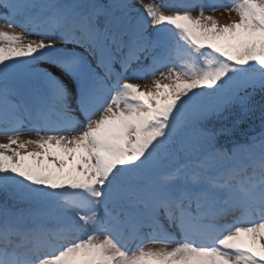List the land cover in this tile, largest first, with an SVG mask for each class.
I'll list each match as a JSON object with an SVG mask.
<instances>
[{"label": "rangeland", "instance_id": "374dc122", "mask_svg": "<svg viewBox=\"0 0 264 264\" xmlns=\"http://www.w3.org/2000/svg\"><path fill=\"white\" fill-rule=\"evenodd\" d=\"M10 1L12 0H0V79L3 78L2 86L0 87V125L5 127L7 125H14L17 122V107L13 101V92L20 91L16 85H9L18 80L22 83L20 85L22 88H27V86H34L36 88L43 87V77H42V65L49 67L51 69H57L59 64L55 62L52 57H47V51H52L58 57L59 60L63 58L68 59L69 56H64L61 50H68L71 52H81L85 58L87 55L86 49L80 44H74L71 40L66 38L70 34L68 31L66 36L61 34V32L66 31V27L71 25L74 21H78L81 17L80 10L84 9L89 2L92 0H83L81 2L78 12L70 14V11L62 6L63 0H57L59 8H57L56 23L60 24L62 21L71 20L65 27L57 25L54 28V24L47 23L44 18L41 19L36 24L30 19L29 15L33 13V3L35 0H23L17 2L19 6H11ZM71 1V0H69ZM125 4L122 5L126 14L124 19H117V16L107 19V12L102 9L99 5L93 7L94 12L89 13V17L86 19L89 23L94 24L98 31L106 30L107 33L111 30H115L116 27L118 31L123 34V40H121L120 46H115L112 49L116 50L121 48V46H126L128 43H136V47L140 48L147 47V55L145 61L140 63V65L135 66L124 78L125 83L130 84L131 87L128 88L129 92L133 94L134 97H138V100L143 104L146 101L147 96L143 94V89L147 82H151L156 86L157 91H152L149 96L174 93L175 87H170L168 90L163 88L166 80L169 79L171 74L174 77L179 78L180 84L184 82L185 78H189L188 82L192 81L195 89L194 93L191 94L190 98L183 99L179 104L169 105L168 107L159 106L158 112L159 116H165L170 122L167 125L166 131H162L159 128H154L152 130H146L144 142L135 148L133 151L130 149L129 152L132 153L133 158L127 163V171L129 175H134L136 180H132V184L136 186L144 185L146 188H152L154 191L156 199V209L157 211L167 210L165 202H170L174 197L173 186L175 184H184L187 191L193 190L195 187L199 186L202 181V173L207 169H218L219 164L212 166L211 160L209 161V156L204 152L208 151L207 146H202L200 142L199 150H195L194 142L187 136V126L188 123L190 127L192 126L190 121L191 114L194 111H199L203 99H199L202 96V92L205 88L209 87L212 81V75L215 74V59L217 57V52L223 51L224 49L232 50V48L238 43H242L244 38L253 32L255 34L260 33L257 28L258 23L263 26L264 22L261 18L264 15V0H243L244 4H241V9L244 16L243 24L240 31H230L229 29L219 30L215 23L216 18L215 10L224 12L234 11L232 6L229 8L221 7V9L216 8L213 4L210 5L206 2L199 3L195 5L194 9L191 11L183 10V6H177L171 4L168 0H123ZM197 1V0H194ZM24 2V4H23ZM94 2V0H93ZM15 4V3H14ZM23 6H20L22 5ZM16 5V4H15ZM97 11V12H96ZM213 20V21H211ZM108 22V24H106ZM213 22V23H212ZM183 24L182 30L180 28L176 29H164L163 27L168 24ZM222 26V24H220ZM104 28V29H103ZM257 30V31H256ZM97 31V32H98ZM175 31L178 36L177 44L171 42V38H168V33ZM68 39V40H67ZM109 40V39H108ZM113 42L116 43L117 39L114 37ZM156 46V52L151 54L150 50ZM177 47L184 49V53L191 54L198 61L199 65L194 64L188 58L184 56L181 63L189 69V72L185 70L179 71L178 67L171 65L170 62L158 66L161 64L162 56L167 51L172 52ZM180 51V50H179ZM181 54V52H178ZM179 56V55H178ZM224 61V58H223ZM222 65V64H221ZM163 68V69H161ZM18 71L20 77H16L13 73ZM74 71V66L72 65ZM157 72L153 74V70ZM161 69V70H160ZM68 70V69H67ZM180 72V74L177 73ZM224 71L231 76V81L227 83L229 86L233 84H238V88L249 81H253L257 78V74H245L242 75L241 69L235 64L230 63L226 60L224 64ZM178 74V75H177ZM185 77V78H184ZM187 82V83H188ZM71 84V83H70ZM73 84V83H72ZM75 87V86H74ZM185 87V86H184ZM171 88L173 91H171ZM78 88L76 87V91ZM182 92V91H179ZM79 96L81 93L77 91ZM12 97H11V96ZM183 97V95L179 96ZM189 97V96H187ZM63 98V97H61ZM189 114V116H188ZM187 115L188 120L185 116ZM157 120V119H156ZM90 125H87L89 127ZM0 138L8 139V143L4 146V153H0V178L3 175H8V177H15L19 180L22 186L30 187L31 189H26L23 194L30 195L31 192L39 190L49 193L48 198L44 201H50L53 196L57 201L53 207L48 205L47 208L40 209L37 208L35 211L28 212L25 210L14 211L6 206H0V216L8 217L13 223H29L34 218H42L46 221H52L55 217L64 218L65 216L75 215L76 212L81 215L78 210H75L72 204H70L72 198L79 199L82 194H91L89 189H81L80 193H77L75 189L79 186L85 185L82 178H78L77 175L65 176L64 172L57 169L44 161L42 158L34 160L29 158L23 153L25 149L24 146H42L43 139L39 133H18V134H0ZM151 141L159 142L158 146H152ZM196 144L199 142L196 140ZM161 144V145H160ZM184 146V150L179 152V147ZM264 141L260 146H253L248 151L244 152V149H239L241 151V156L243 158H248L252 160L253 157L263 156ZM28 151V150H27ZM10 152V155L7 153ZM236 152V151H234ZM214 155V154H213ZM233 155V153H232ZM212 156V155H211ZM237 153L233 155V160L237 161ZM171 157V160H169ZM221 158L223 155L219 156ZM199 159L202 164L197 169V176L193 180H190L186 174L187 165L185 164V159ZM213 160V159H212ZM205 161V162H204ZM152 162V163H151ZM181 163V167L177 164ZM223 164V163H222ZM227 164V163H226ZM224 163V165L226 166ZM150 165L158 166V170H164L163 174L157 175L159 178L156 181L148 179L143 181L140 175L134 172L135 168H141L143 170V175L147 176L148 169ZM125 168V167H123ZM176 168V169H175ZM175 169V170H173ZM166 171H169L167 174ZM221 171V170H220ZM124 174V173H121ZM128 174V173H126ZM128 175V176H129ZM30 178L25 181L23 178ZM164 177V178H163ZM60 182V183H59ZM60 184V189L58 194L50 189L55 186V184ZM54 185V186H53ZM163 186L164 190L159 187ZM162 189V190H161ZM210 193L215 192L213 185H209ZM95 205H90L91 212L96 220H100L104 217V212H102L101 201H99L98 193L92 196ZM159 198V200H158ZM73 203V202H71ZM258 224L255 228L250 230V235H248V243L251 245L254 241V237L258 230ZM141 253L144 257L148 259L151 264H190L192 256L196 252L192 245L187 244V246H160L157 243H151L143 248H140ZM205 251V252H204ZM211 253V249L203 250L205 256ZM78 264H83L84 260L89 257L88 245L86 243H78L77 247H70L67 252L62 253L59 258H48L50 256L42 255L38 264H68V262H75L77 259L75 255H78ZM210 256V255H209ZM208 256V257H209ZM50 259V260H49ZM208 260V258L206 257ZM53 261V262H49ZM37 264V263H36ZM207 264L209 262L207 261ZM264 264V261L263 263Z\"/></svg>", "mask_w": 264, "mask_h": 264}, {"label": "bare ground", "instance_id": "6f19581e", "mask_svg": "<svg viewBox=\"0 0 264 264\" xmlns=\"http://www.w3.org/2000/svg\"><path fill=\"white\" fill-rule=\"evenodd\" d=\"M223 1L230 2V0ZM223 1L214 0V4L218 5L215 7L225 6L226 3L224 4ZM241 4H244V2L240 1L239 5L232 7L234 11L228 13L215 10L217 16L212 19L215 20L214 24L218 26L219 30L229 29L233 32L241 30L244 20L243 13H241L243 10L241 9ZM87 6L88 9L92 7L89 3ZM72 27H75V25ZM79 28L81 31L78 34H70L69 38L87 50V60L92 63L94 72L90 71L89 68L87 69L88 61L83 65L81 61L71 56L70 51L68 52L70 55L69 61L66 62V65L68 67L69 64H73L74 72L72 67H69L68 70L65 66L51 69L41 64L42 84L46 86L48 94L52 96L55 108L63 116L61 119H64L52 121L50 125L54 129L59 127L58 130L62 131L58 133L59 135H49L48 130L46 129V131L42 128L40 135L41 139H43V145L35 147L29 144V146L23 147L28 151L25 149L21 150H24L23 153L31 159L38 160L42 158L51 166L53 164L54 167L64 172L66 177L77 175L78 178H82L85 185L79 187L89 189L91 195L103 193L105 195L104 207L106 209L111 211H115L117 207L128 209L127 216L122 215L124 216L123 219H114L109 227H105L102 221L96 222L93 219V213L90 212L88 206L92 202V198L87 195L82 197V199L80 198L81 200L79 199L82 202V218L70 216L58 218L57 222L62 227L59 232H62L64 236L63 242L66 243L72 237L77 236V234L90 235L91 238L86 243L89 257L83 264H150V261L137 249V246L140 244V238H147L153 232L158 231L159 234L163 232L160 230V222L162 220L160 219L161 215L155 209L156 202L153 189H134V186L130 183L133 180L132 175L127 177L129 175L127 163L133 158L129 150L133 151L143 143L146 136V127L151 124V119L160 105L178 104L180 95L190 96L195 88L192 81L188 82L189 78L184 77V82L180 84L179 78L171 74L169 79L165 81L163 88L168 90L170 87H175L174 93H168V95L160 93L149 96L152 91L157 90L152 81L147 82L143 89V94L147 96L145 104H141L136 99L137 97L135 98L129 93L126 86L121 87L120 90L116 88L112 91L109 86L114 83V80L105 76L103 67L102 69L98 67L99 59L105 53V50L101 49L102 37L99 38L98 34L93 32L94 25L88 27L84 24L80 25ZM177 73L180 74L179 71ZM113 76L111 75V78ZM81 86L86 90L87 95L82 93L79 96L77 95V91L80 93ZM76 87L78 88L77 91ZM171 91H173L172 88ZM92 92L97 96L99 95V98L96 97L91 101L88 94ZM108 95L113 97L108 99ZM29 96L38 98L39 95L32 90L31 94L29 92ZM106 98L108 100L105 101ZM39 99L42 101L45 98L40 94ZM126 99H128V103ZM89 109L97 110V115L90 121L85 120V113ZM63 121H68L71 126L75 127L71 134H68L64 127H61L64 124ZM87 125L90 126L87 127ZM7 143L8 139L0 138V153L5 152L4 146ZM8 154L10 155V152ZM239 164L240 166L243 165V163ZM251 171H255V169ZM249 175L253 174L249 173ZM125 178H127L124 181L125 184L121 188H116L115 185L125 180ZM244 179L245 182L248 181L247 178ZM99 186H101L100 190L98 189ZM257 191L255 190V192ZM257 194L261 195V198L253 203L247 216L226 227H224L226 224L224 225V222H222V225H224L222 227L224 228L217 242H220L219 246L222 247L223 251L213 254L209 253L210 256L208 255V257L197 249L192 256L190 264H207V261L209 264H219V262L223 264H261L264 261V214H262V208L259 207L264 205V187H261ZM191 196H188L185 191L180 193L179 197L182 202L179 207H184L182 203H186L188 207L195 205L196 198L210 201L212 197L207 191L203 194L198 193L195 199ZM244 200L245 204H247L248 201L245 198ZM211 205H214V202ZM168 212L164 215L170 218ZM173 213L176 219L173 227L180 231L182 239H195L197 235L202 237L203 234L210 231L209 224L203 227L202 223L204 221H198L199 217L194 218V221L189 225L186 219L180 217L176 211H173ZM0 218L2 219L4 216L1 215ZM253 219L258 221L259 227L253 243L249 245L247 237L250 235V230L244 227L246 225L244 222H250ZM147 221L150 222L146 223ZM197 228L202 230H197ZM3 233L4 236L2 238H4L6 243L2 242L3 247L0 250V254H3L4 257L1 259L0 264H28L24 261V259L28 260L25 253H21L19 258L14 254L15 250L20 249L15 240L16 238L13 236L14 232ZM50 233L52 234V232ZM44 235L45 233H41L39 240H34V242L28 241V236L25 238L24 243L30 248V254L34 250L31 243L37 244L39 249H42L45 243L48 244V239ZM55 245L56 241L52 245H48V247L55 249L57 246ZM61 246L64 247L63 245ZM119 248H122L121 252ZM123 251L125 254H123ZM35 254L32 253V255Z\"/></svg>", "mask_w": 264, "mask_h": 264}, {"label": "trees", "instance_id": "16d2710c", "mask_svg": "<svg viewBox=\"0 0 264 264\" xmlns=\"http://www.w3.org/2000/svg\"><path fill=\"white\" fill-rule=\"evenodd\" d=\"M227 56L244 66L246 71L258 70L260 75L255 82L244 84L238 92L225 88L223 77L215 79L218 87L215 86L217 89L207 96L214 108L206 109L199 123L214 135L211 140L222 149L247 145L249 141L264 134V61L261 62L264 58V38L256 35L249 37L235 52L227 53ZM217 92L219 97L214 98ZM23 192V189L17 191L15 183L1 181L0 203L18 209H32L41 202L42 196L38 193L25 197Z\"/></svg>", "mask_w": 264, "mask_h": 264}]
</instances>
